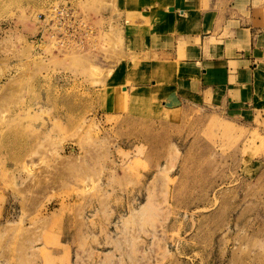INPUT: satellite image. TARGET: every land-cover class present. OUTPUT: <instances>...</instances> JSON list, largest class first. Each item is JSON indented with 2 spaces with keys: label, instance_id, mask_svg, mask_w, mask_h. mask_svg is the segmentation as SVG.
Masks as SVG:
<instances>
[{
  "label": "rangeland",
  "instance_id": "rangeland-1",
  "mask_svg": "<svg viewBox=\"0 0 264 264\" xmlns=\"http://www.w3.org/2000/svg\"><path fill=\"white\" fill-rule=\"evenodd\" d=\"M61 2L0 0V264H264V110L121 74V26L99 13L114 0H72L83 44L42 39Z\"/></svg>",
  "mask_w": 264,
  "mask_h": 264
},
{
  "label": "crops",
  "instance_id": "crops-1",
  "mask_svg": "<svg viewBox=\"0 0 264 264\" xmlns=\"http://www.w3.org/2000/svg\"><path fill=\"white\" fill-rule=\"evenodd\" d=\"M249 3L114 0L99 13L108 22L115 11L121 26L125 54L132 58L120 66L121 74L136 70L142 84L156 87L162 72L172 73L164 87L177 101L249 119L264 110V30L244 20Z\"/></svg>",
  "mask_w": 264,
  "mask_h": 264
},
{
  "label": "built area",
  "instance_id": "built-area-1",
  "mask_svg": "<svg viewBox=\"0 0 264 264\" xmlns=\"http://www.w3.org/2000/svg\"><path fill=\"white\" fill-rule=\"evenodd\" d=\"M42 39H48L63 45L66 41L83 44L92 31L89 26L78 16L73 7L72 0L50 7L40 16Z\"/></svg>",
  "mask_w": 264,
  "mask_h": 264
}]
</instances>
